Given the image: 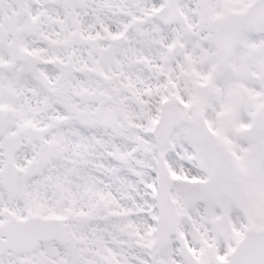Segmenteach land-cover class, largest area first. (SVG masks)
I'll return each mask as SVG.
<instances>
[{
  "label": "snow or ice",
  "instance_id": "6c2138e0",
  "mask_svg": "<svg viewBox=\"0 0 264 264\" xmlns=\"http://www.w3.org/2000/svg\"><path fill=\"white\" fill-rule=\"evenodd\" d=\"M0 264H264V0H0Z\"/></svg>",
  "mask_w": 264,
  "mask_h": 264
}]
</instances>
